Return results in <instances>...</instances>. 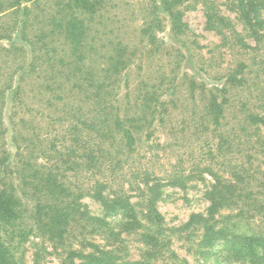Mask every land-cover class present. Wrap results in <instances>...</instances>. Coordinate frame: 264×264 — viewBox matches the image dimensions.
<instances>
[{"label": "rangeland", "instance_id": "374dc122", "mask_svg": "<svg viewBox=\"0 0 264 264\" xmlns=\"http://www.w3.org/2000/svg\"><path fill=\"white\" fill-rule=\"evenodd\" d=\"M63 1L68 3L63 8L66 14L70 12L71 0ZM159 1L106 0V6L95 14L94 23L93 0H89L88 4H92L89 10L83 4L75 7L73 12L80 15L84 28L85 25L89 28L82 46V64L70 60V47L63 37L55 38L56 44L52 49L57 50L55 61L58 60L59 64H56V70L62 76L59 75L58 79L54 77L47 57V62L43 64L45 73L35 72L27 78L22 83L20 96H15V100L7 101L3 106L1 115L8 130L4 137L6 147L13 153L22 152L21 160H28V166L22 167L12 181L18 200L11 207L16 217L14 225L9 229L0 220V244L7 264H146L150 257L148 259L147 254H143V243L135 236V231L125 226L120 216L111 215L101 202L93 198V189L102 180L106 186L108 182L115 185H112V191L106 187L105 194H111V197L113 191L123 188L132 202H137L140 191L137 185H131V181L134 182L129 178L131 169L142 170L162 183L158 188L155 210L161 215L160 221L167 236L165 246L168 245L169 252L165 257L157 258L156 262L152 259L151 262L264 264V261L251 263L243 259L234 261L225 258L224 253L229 251L225 243L216 237L208 243V239L202 237L204 223L198 220L188 226L193 216L207 218L209 199L212 197L224 205L221 209H228L227 215L235 216L228 230L231 236H236L243 243L250 242L256 233L264 237L262 155L245 150L248 141L244 136L243 147H227L226 151L219 145L218 138L212 136L210 128L207 131L194 125L190 121V112H201L204 104L199 100L192 102L188 97V84H181L172 115L167 119L168 124L158 126L150 137L148 132L137 135V143L132 150L126 145L121 132H112L115 136L112 135L111 140L102 141L97 132H80L76 126L85 119L83 115L86 112L93 111V77L90 74L93 65L100 64L99 68H104L107 59L114 56L116 47L121 43L130 51H137L129 67V81L124 82L118 91L122 114L129 105L131 110L142 80L150 84L161 80L157 77L160 67L164 69L165 66L168 75L174 65L172 78L180 79L186 74L187 79L195 77L199 84L204 83L215 91L221 90L224 82L222 76L230 65L237 64L239 60L247 64L254 62L252 56L240 59L237 51L224 47L216 32L208 29L207 17L210 12L235 19L231 11L236 0H181L175 8L182 12V22L189 25L183 36L173 33L170 19L158 10ZM55 2L41 0V8L34 10V27L29 31L30 39L42 37L48 48L52 36L48 28L42 29L44 24L37 20L49 14ZM148 27H151L154 36L151 40L149 35L143 34ZM0 44L5 47L8 42L3 40ZM44 54L45 51H42L40 56ZM127 54L129 56V52ZM140 54L146 57L140 58ZM253 55L257 58V54ZM21 64V58L0 53V87L11 86L9 70H15ZM72 65L76 71L79 70L74 79ZM219 68H222L223 75L214 74ZM262 80L259 86H250L251 82H248L247 86L239 87L228 95L231 106L226 110L225 130L231 132L233 137L242 127L248 130V137L258 132H255L253 125L250 126L251 130L248 129V124L243 123L244 115H240L236 106L240 105L238 100L246 102L250 96L262 101L264 77ZM73 108L83 113H66V109ZM254 111L264 115L262 104ZM75 128L77 132H72ZM260 128L264 132V127ZM93 147L97 149L96 152L104 151V168L113 165L114 175L107 171L105 178L93 168ZM37 162L44 166H38ZM246 168L250 172L246 176L244 173L236 179L231 175V171ZM167 172H177L186 178V188L167 186ZM47 174H51L60 190H63L60 197L53 196L40 179ZM214 175L218 176L216 180ZM217 181H225L230 188L234 184L237 190L227 191L218 184L221 193L210 196L209 188L217 185ZM224 194L229 200L233 195L232 201L223 204L220 198ZM242 210L244 215L241 214ZM221 214L217 209L212 212L215 218H220ZM58 215L65 216V219L57 221L59 226L54 229L53 219H58ZM229 237L226 235V238ZM100 253H106L108 258L99 263L95 258Z\"/></svg>", "mask_w": 264, "mask_h": 264}, {"label": "trees", "instance_id": "16d2710c", "mask_svg": "<svg viewBox=\"0 0 264 264\" xmlns=\"http://www.w3.org/2000/svg\"><path fill=\"white\" fill-rule=\"evenodd\" d=\"M236 1L237 3H235L231 11L235 14V19L226 18L221 16L220 13L210 12L207 17L209 22L208 29L216 32L224 47L233 52L237 51L240 59L252 56L254 62L247 64L246 61L239 60L237 64L230 65L225 74L222 72V68L214 72V74H224L222 76L224 82L221 90L215 89V91H211L204 83L199 84L195 77L187 79L186 74L180 79L172 78L175 66L172 65L173 69L171 74H168L169 76L166 75L164 66V69L160 67L161 71L157 77L161 80L157 83L150 84L144 80L139 83V94L136 96L135 101L132 102L131 110H129L131 106L129 105L127 111L122 114L118 91L124 82L126 84L129 81V67L134 62L133 59L136 57L135 53L137 51H130L127 46L121 43L116 47L114 56L107 59V65L104 68H99L100 64L93 65V72H90L93 77V96L91 97L93 111L91 113L86 112L83 115L85 119L76 125L79 131L97 132L102 141L111 140L112 135L115 136V133L112 132H121L126 140V145H129V149L132 150V146L137 143V135H144L145 132H148V137H150L152 132H156L158 126L168 124L167 119L172 115L179 88L188 84V97L194 103L199 100L204 104V110L201 112L195 110L190 112L192 117L190 121L198 128L207 129V131L210 128L212 136L218 138L219 145L226 151L227 147L233 148L239 145L243 147L245 144L244 137H247L248 142L245 150H253L255 154L262 155L264 165V132L260 128L261 126L264 127V115L261 112L257 113L254 111V109H259L261 104L264 109V98L261 101L250 96L246 102L238 100L240 102L237 103L240 105L236 106L238 111H240V115H244L243 123L248 124V129L251 130L250 126H255V132L258 131L255 133L256 135L248 137L249 135L246 133L248 130L243 127L234 137L231 132L225 130L227 125L226 110L231 106L228 95H231V91L234 92L239 87L247 86L248 82H251L250 86H259L258 83L263 82L262 79L264 77V60H262L264 57V0ZM70 3V12H66V14L63 8L68 3L63 0H56L49 14H45L41 20L35 17V19H38L37 22L40 21L39 23L44 24L42 29L48 28L49 34L52 36L50 38L51 44L48 48L46 40H43L42 37L32 40L29 35V31L34 27V10L41 8V0H0V41L8 42L5 47L0 44V53L7 56L15 55L22 60L21 66H18L15 70H9L8 75L10 76L9 82L12 83L11 86L7 88L0 87V215L2 217L0 220L6 223L9 229L11 225H14L16 219L15 213H13L14 210L11 207L15 205V202L18 203L14 195L15 188L12 186V181L18 176L22 167L28 166V160H21L23 159L22 152L13 153L7 149L4 137L8 130L7 124L1 115L2 108L7 101L15 100V96H20L23 87L22 83L27 78L35 74V72L43 71L45 73L43 64L47 62V57L55 73L54 77L58 79L59 75L62 76L56 70V64H59L58 60L57 62L55 61L57 50L52 49L56 44L55 38L63 37L70 47V60L82 64L84 59L82 46L85 37L88 35L89 28L86 25L84 28L80 15L73 11L80 4H83L84 8L89 10L92 4H88L89 0H71ZM158 3V10L166 14L170 19L173 33L178 36L186 35L189 25L182 22V12L175 8L177 4L181 3V0H160ZM104 6H106V0H93V23L98 9ZM155 10L157 11V8ZM5 22H8L7 26ZM143 34L149 35V40L154 37L151 27L143 30ZM65 42L63 43L64 46L66 45ZM42 51H45V54L40 56ZM149 53L148 51L147 54ZM253 54H257V58ZM139 57L143 58L146 56L140 54ZM73 68L74 66L72 65L71 70ZM77 71L79 70L77 69ZM77 71L74 68L73 79L77 76ZM216 90L218 93H216ZM54 92L57 93L56 90ZM262 92L264 95V89ZM252 98L253 101L251 100ZM66 106L70 107L69 105ZM66 111L67 114H74L82 110L76 111L73 108L70 110L66 109ZM72 132H77V128ZM108 132H111L110 136L105 138ZM96 150L93 147V168L97 169L101 176L105 175V178L109 172L114 175L113 165H110L108 169L104 168V161L106 160L104 151L96 152ZM37 165L44 166L38 162ZM105 172L107 173L105 174ZM231 173L234 178L239 179L244 173L246 176L250 172L246 168L245 170L231 171ZM129 174H131L129 178L135 182L131 181V185H137V189L140 191L137 202H132L123 188L120 191H113L111 197V194H105V188L107 187L108 190L112 191L113 184L111 185L112 182H108L106 186L104 181L101 182L102 180H99L94 187L93 193L95 196L93 195V198L101 202L111 215H115L117 218L120 216L123 224L135 231V236L143 243V254L146 253L148 259L150 257L149 260L146 259V264H155L151 262L152 259H155L156 262L157 258L165 257L169 252L168 245L165 246L167 236L160 221L161 215L155 210L156 197L159 196L158 188L162 186V183L144 171L142 172V170L131 169ZM262 174L264 176V173ZM214 176L216 180L218 176ZM40 179L48 186L53 196L60 197L59 195H63V190H60V186L55 182L51 174H47ZM166 179L167 186L186 188L187 179L177 172H167ZM218 184L227 191L237 190V186L234 184H231L232 188H230L225 181H217V185H213L212 189L209 188L211 190L210 194L208 193L210 196H214L217 192L221 193L218 190ZM229 199L227 194H224L220 201H223V204L228 203L232 201L233 195L231 200ZM209 200L210 206L207 218L202 217V215L193 216L188 226H192L198 220L204 223V234L202 237L208 239V243L213 237L225 243L224 246L227 245L229 248V251L224 253L225 258L233 259L234 261L243 259L251 263L264 261V237L257 236L259 233H256L250 242H239L240 240L236 236H231L228 232L230 230V222L235 217L233 216L234 214L227 215L226 211L228 209H221L224 206L222 203L219 204L212 197ZM234 203L236 202L234 201ZM58 207L63 210L60 205ZM216 209L218 213H222L220 218L212 216V212ZM243 211H241V214L244 215ZM58 216V219H53L54 229L59 226L57 221L61 222L65 219V216ZM235 229L236 226H234ZM226 235L230 237L226 238ZM107 258L108 255L106 253H100L95 258V261L100 263L102 259L107 260ZM0 264H7L1 244Z\"/></svg>", "mask_w": 264, "mask_h": 264}]
</instances>
